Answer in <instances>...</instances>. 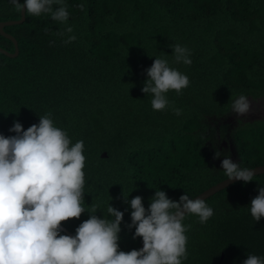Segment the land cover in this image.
I'll return each instance as SVG.
<instances>
[{
    "label": "trees",
    "instance_id": "obj_1",
    "mask_svg": "<svg viewBox=\"0 0 264 264\" xmlns=\"http://www.w3.org/2000/svg\"><path fill=\"white\" fill-rule=\"evenodd\" d=\"M65 3L72 33L48 15L28 14L4 27L18 41L19 53L0 52V134L15 135L9 131L15 121L26 130L50 114L73 144L83 140L84 206L97 207L100 217L107 216L109 203L124 212L118 243L129 252L143 241L133 239L135 228L128 227L131 209L124 195L141 196L147 209L159 188L179 201L184 191L194 198L227 178L222 169L206 173L211 153L227 154L218 148L225 126L217 129L207 118L225 113L233 96L264 94V0ZM21 17L9 0H0L1 23ZM70 35L76 40L65 43ZM176 43L191 50V65L173 61L170 45ZM0 47L15 52L14 41L1 32ZM155 57L167 58L190 79L181 93H167L163 111H154L142 92ZM235 138L242 166L264 165V124L242 127ZM254 179L204 199L214 209L206 223L186 216L183 264H242L247 254L264 255V217L256 222L248 208L264 173ZM89 216L86 211L61 224L75 235Z\"/></svg>",
    "mask_w": 264,
    "mask_h": 264
},
{
    "label": "clouds",
    "instance_id": "obj_2",
    "mask_svg": "<svg viewBox=\"0 0 264 264\" xmlns=\"http://www.w3.org/2000/svg\"><path fill=\"white\" fill-rule=\"evenodd\" d=\"M25 15H48L52 21L67 25L70 18L65 0H9ZM55 6V7H54ZM85 10L84 3L77 5ZM67 33L73 28L67 25ZM63 35L64 33H60ZM76 40L68 36L65 43ZM176 64L191 65V50L179 43L170 45ZM142 92L151 97L154 111L168 108L167 93H181L190 79L164 57H155L146 69ZM231 110L243 116L251 110L249 98L240 94L232 100ZM177 116L181 109H173ZM15 135L0 134V264H183L187 259L186 216L195 215L201 224L214 209L204 199H193L184 191L179 201L156 190L146 209L141 196L128 199L133 239L142 238L143 247L129 252L119 250V233L124 212L107 207V216H97V207L84 206V141L74 144L66 130L56 126L50 114L26 130L19 121L9 129ZM224 158L220 167L229 180L244 184L254 181L255 169L234 162L230 154L215 152ZM256 181V180H255ZM248 206L258 222L264 217V183ZM89 218L79 224L75 235L62 234L61 222ZM242 264H264V255L247 254Z\"/></svg>",
    "mask_w": 264,
    "mask_h": 264
},
{
    "label": "rangeland",
    "instance_id": "obj_3",
    "mask_svg": "<svg viewBox=\"0 0 264 264\" xmlns=\"http://www.w3.org/2000/svg\"><path fill=\"white\" fill-rule=\"evenodd\" d=\"M239 95L233 96L229 101V107L227 111L220 115H211L207 118V122L211 125L216 126L219 129L220 126H225L226 131L224 137L221 138V143L218 145L219 149L224 148L227 151V154L231 155V158L234 162H239V146L235 138L236 130L242 127H249L252 125L264 124V94L260 96L248 95L251 102V110L249 113L243 116H238L231 110V102L233 99ZM202 136H205L206 133L202 132ZM205 150L207 152L213 151L211 144L209 142H204ZM224 157L221 156L219 159H216L213 153L208 156L209 164L208 175H215L221 169L220 164ZM249 194V193H248ZM247 196V195H246ZM235 198V196H234ZM229 202V201H228Z\"/></svg>",
    "mask_w": 264,
    "mask_h": 264
},
{
    "label": "water",
    "instance_id": "obj_4",
    "mask_svg": "<svg viewBox=\"0 0 264 264\" xmlns=\"http://www.w3.org/2000/svg\"><path fill=\"white\" fill-rule=\"evenodd\" d=\"M25 14L24 12H22V17L20 19H13V20H7V21H2V23L0 22V32L2 34H4L7 38H10L14 41L15 44V52H11L3 47H0V52L7 54L8 56L11 57H15L18 55L19 53V46H18V41L16 40L15 36L7 33L4 31V27L8 26V25H12V24H16V23H22L23 21H25ZM255 169V175L256 174H260V173H264V165H258L256 167H253ZM237 180H229V179H224L223 181L218 182L217 184L209 187L208 189H206L205 191H203L202 193H200L199 195L195 196L193 199L196 198H202V199H206L208 197H210L211 195L215 194L216 192L224 189L226 186L236 182ZM61 229L63 231H65L69 236H74V233H72L70 230H68L66 227L63 226V224H61ZM143 247V242L140 246V248ZM139 248V249H140ZM224 257V254H223ZM222 257V259H223ZM221 264V263H220Z\"/></svg>",
    "mask_w": 264,
    "mask_h": 264
}]
</instances>
